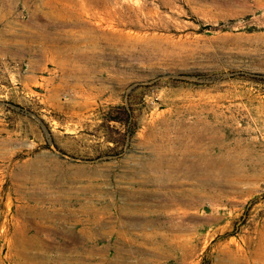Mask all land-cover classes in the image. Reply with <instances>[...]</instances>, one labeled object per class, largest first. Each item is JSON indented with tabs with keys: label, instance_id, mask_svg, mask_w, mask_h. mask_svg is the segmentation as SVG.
I'll use <instances>...</instances> for the list:
<instances>
[{
	"label": "rangeland",
	"instance_id": "374dc122",
	"mask_svg": "<svg viewBox=\"0 0 264 264\" xmlns=\"http://www.w3.org/2000/svg\"><path fill=\"white\" fill-rule=\"evenodd\" d=\"M0 264H264V0H0Z\"/></svg>",
	"mask_w": 264,
	"mask_h": 264
},
{
	"label": "trees",
	"instance_id": "16d2710c",
	"mask_svg": "<svg viewBox=\"0 0 264 264\" xmlns=\"http://www.w3.org/2000/svg\"><path fill=\"white\" fill-rule=\"evenodd\" d=\"M202 30V29H201ZM114 118V117H113ZM122 119H125L126 120V118L124 117V115L122 116Z\"/></svg>",
	"mask_w": 264,
	"mask_h": 264
},
{
	"label": "bare ground",
	"instance_id": "6f19581e",
	"mask_svg": "<svg viewBox=\"0 0 264 264\" xmlns=\"http://www.w3.org/2000/svg\"><path fill=\"white\" fill-rule=\"evenodd\" d=\"M151 220V219H150Z\"/></svg>",
	"mask_w": 264,
	"mask_h": 264
}]
</instances>
